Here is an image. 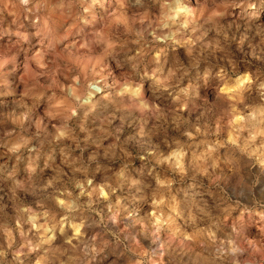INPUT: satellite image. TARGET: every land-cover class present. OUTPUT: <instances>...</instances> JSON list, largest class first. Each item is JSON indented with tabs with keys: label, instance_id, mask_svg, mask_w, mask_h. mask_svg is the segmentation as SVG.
Wrapping results in <instances>:
<instances>
[{
	"label": "rangeland",
	"instance_id": "1",
	"mask_svg": "<svg viewBox=\"0 0 264 264\" xmlns=\"http://www.w3.org/2000/svg\"><path fill=\"white\" fill-rule=\"evenodd\" d=\"M0 264H264V0H0Z\"/></svg>",
	"mask_w": 264,
	"mask_h": 264
}]
</instances>
